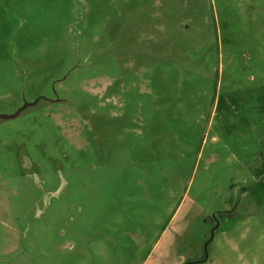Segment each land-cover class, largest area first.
<instances>
[{
    "label": "rangeland",
    "instance_id": "374dc122",
    "mask_svg": "<svg viewBox=\"0 0 264 264\" xmlns=\"http://www.w3.org/2000/svg\"><path fill=\"white\" fill-rule=\"evenodd\" d=\"M0 264H264V0H0Z\"/></svg>",
    "mask_w": 264,
    "mask_h": 264
},
{
    "label": "built area",
    "instance_id": "2783aa9c",
    "mask_svg": "<svg viewBox=\"0 0 264 264\" xmlns=\"http://www.w3.org/2000/svg\"><path fill=\"white\" fill-rule=\"evenodd\" d=\"M248 59H250V57H248Z\"/></svg>",
    "mask_w": 264,
    "mask_h": 264
}]
</instances>
